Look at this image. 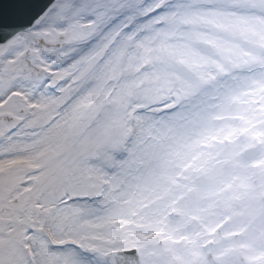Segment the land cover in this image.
<instances>
[{"label":"snow or ice","instance_id":"6c2138e0","mask_svg":"<svg viewBox=\"0 0 264 264\" xmlns=\"http://www.w3.org/2000/svg\"><path fill=\"white\" fill-rule=\"evenodd\" d=\"M0 264H264V0H0Z\"/></svg>","mask_w":264,"mask_h":264}]
</instances>
